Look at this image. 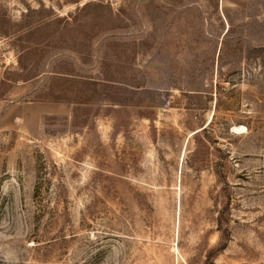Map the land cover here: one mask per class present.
Wrapping results in <instances>:
<instances>
[{
	"label": "rangeland",
	"instance_id": "374dc122",
	"mask_svg": "<svg viewBox=\"0 0 264 264\" xmlns=\"http://www.w3.org/2000/svg\"><path fill=\"white\" fill-rule=\"evenodd\" d=\"M4 77L0 264H264L261 0H0Z\"/></svg>",
	"mask_w": 264,
	"mask_h": 264
},
{
	"label": "trees",
	"instance_id": "16d2710c",
	"mask_svg": "<svg viewBox=\"0 0 264 264\" xmlns=\"http://www.w3.org/2000/svg\"><path fill=\"white\" fill-rule=\"evenodd\" d=\"M28 14L25 15L26 18H28L29 20L26 21L25 26H23L22 28H26L27 31V38H29V36H33L36 35L38 33H40L41 31H43V26H47L50 27L52 24H60L62 22V20H64V25H68L69 22L67 20V18L64 17H60L54 14L52 9L46 10L44 8H38L35 10H31L29 9ZM80 14H87L88 16H90L91 18L95 19V20H99L100 22H105L108 19V16L112 15V12L110 10L109 5L104 4L101 1L98 2H88L83 4V6L79 9L76 10L75 12V16L80 15ZM19 28V29H22ZM17 31V30H16ZM60 31H63V28H60ZM57 28H55V30H51V32L48 34H45V36H47V38H50L51 36L55 35L56 33L58 34ZM3 34L8 33V31H2ZM12 33H15L14 31ZM11 34V33H10ZM38 45L39 43L34 42V40L32 39H27V45ZM31 46L26 47L24 49H28L30 50ZM23 49V48H22ZM21 64V62H20ZM22 66V65H21ZM21 77H23V79H28V75H29V71L30 69L21 67ZM61 73L63 75L68 76L69 74L67 72H58ZM6 81H10L11 83H14L16 80H14L13 78H8V77H4L0 79V96H2V87L6 85ZM24 81V80H23ZM84 91L82 90L80 93L81 95H84ZM52 94V93H51ZM52 101H56V102H67L70 104H74V105H78V104H82L85 102L79 101V100H74L76 99L77 95H74L72 99L66 98L63 94H60V96H56L54 94H52ZM79 97V95H78Z\"/></svg>",
	"mask_w": 264,
	"mask_h": 264
},
{
	"label": "crops",
	"instance_id": "0c3cea01",
	"mask_svg": "<svg viewBox=\"0 0 264 264\" xmlns=\"http://www.w3.org/2000/svg\"><path fill=\"white\" fill-rule=\"evenodd\" d=\"M261 2H262V9L264 11V0H261Z\"/></svg>",
	"mask_w": 264,
	"mask_h": 264
}]
</instances>
